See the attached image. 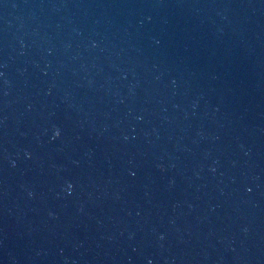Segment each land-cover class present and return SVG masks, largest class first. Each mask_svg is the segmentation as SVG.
<instances>
[{
    "label": "water",
    "instance_id": "95a60500",
    "mask_svg": "<svg viewBox=\"0 0 264 264\" xmlns=\"http://www.w3.org/2000/svg\"><path fill=\"white\" fill-rule=\"evenodd\" d=\"M0 264H264V0H0Z\"/></svg>",
    "mask_w": 264,
    "mask_h": 264
}]
</instances>
